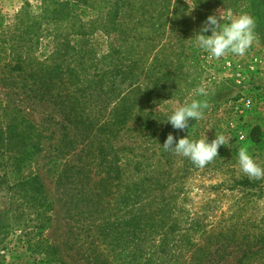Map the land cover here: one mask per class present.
Returning a JSON list of instances; mask_svg holds the SVG:
<instances>
[{
  "label": "rangeland",
  "instance_id": "374dc122",
  "mask_svg": "<svg viewBox=\"0 0 264 264\" xmlns=\"http://www.w3.org/2000/svg\"><path fill=\"white\" fill-rule=\"evenodd\" d=\"M123 1L126 5L122 13L126 14L119 15L114 29L107 18L114 0H0V120L15 117L2 110L5 104L14 105L33 124L44 127L48 135L53 131L52 138L42 140L43 150L17 168L0 155V264H92L85 257L88 251H83L87 244L79 248L76 242L77 237L85 241L84 236L90 232H79L72 219L76 218L75 211H67L55 167L48 162L54 153L52 144L62 132L60 118L55 116L52 103L26 97L25 83L12 79L7 67L19 58L24 60L25 73L35 64L42 68L47 64L54 66L60 59L55 52L64 42L69 47H88L93 57L102 62L114 51H118L124 65L138 59L139 69L135 71L152 72V81L165 73L160 84L166 80L170 86L167 96L150 103L141 93L134 95L137 117L128 121L113 141L123 153L133 151L142 161L141 167L149 165L160 182L165 179L158 173L169 171L168 186L179 189L173 194V214L182 225L193 218L264 231V179H249L237 163L238 149L245 147L264 166V72L247 71L248 63L238 64L233 55L212 59L194 47L190 39L209 15L221 10L251 15L256 39L264 42V0ZM65 2V12L69 14L59 16L57 9ZM193 7L191 14L186 15L188 8ZM79 30L84 34H78ZM260 46L259 43V51H264ZM12 74L19 75L21 71ZM138 78L143 86L149 83L144 74ZM127 81L118 90H126ZM200 85L212 90L203 119L196 122L189 118V129L183 131L166 122V132L177 140L188 132L193 139L203 138L206 133L209 141L215 138V131L225 135L228 143L202 169L169 150L165 158V138L158 137L167 114L196 98L194 89ZM243 97L252 100L248 107L241 102ZM94 99L93 106L101 104L98 98ZM89 106L92 109V100ZM149 111L153 113L150 129L156 127L157 133L149 131L145 124ZM256 128L254 137L258 141H252ZM35 175L52 204L50 218L44 224L28 200L22 199L21 182Z\"/></svg>",
  "mask_w": 264,
  "mask_h": 264
},
{
  "label": "trees",
  "instance_id": "16d2710c",
  "mask_svg": "<svg viewBox=\"0 0 264 264\" xmlns=\"http://www.w3.org/2000/svg\"><path fill=\"white\" fill-rule=\"evenodd\" d=\"M123 2L114 0L107 16L114 29L123 14L126 5ZM65 4L57 9L59 16L69 14L65 12L68 10ZM130 17L135 19L132 14ZM77 32L84 34L81 30ZM55 55L60 59L54 66L47 64L42 68L35 64L27 73L20 58L7 67L12 79L25 83L26 97L52 103L55 116L60 118L62 132L52 144L54 153L48 162L55 167L56 182L65 193L67 211H75L76 218L72 219L79 232L82 229L90 232L84 236L85 241L76 238L79 248L87 244V250L83 251H88L85 255L88 262L264 264L263 229H237L234 223L220 226L193 218L182 225L173 214V194L179 189L168 186L169 171L157 172L165 179L160 182L149 165L141 167L142 161L133 151L123 153L116 148L113 140L128 121L137 117L134 95L141 93L150 103L167 96L170 86L166 80L160 84V79L166 78L165 73L152 81V72L135 71L139 69L138 59L124 65L118 51H114L102 62L93 57L88 47H69L66 42L60 43ZM14 71L21 74L14 75ZM139 74H144L149 83L143 86L138 81ZM125 80L127 89L118 90ZM94 98L101 104L93 106ZM88 99L92 100V109ZM3 109L15 117L0 120V155L17 168L43 150L42 140L52 138L53 131L48 135L44 127L33 124L17 106L5 104ZM152 115V111L146 114L145 124L149 131L157 133L156 127L150 129ZM161 127L158 137L166 140L168 123L162 121ZM254 131L251 140L258 141L254 137L258 129ZM162 153L167 158L168 151L163 149ZM20 185L22 199L28 200L44 224L50 218L52 204L44 195L38 176ZM40 207L42 212L37 213Z\"/></svg>",
  "mask_w": 264,
  "mask_h": 264
},
{
  "label": "clouds",
  "instance_id": "9594fccd",
  "mask_svg": "<svg viewBox=\"0 0 264 264\" xmlns=\"http://www.w3.org/2000/svg\"><path fill=\"white\" fill-rule=\"evenodd\" d=\"M191 8L186 15H190ZM210 35L206 34L209 33ZM194 47L208 57L219 60L228 55L244 57L252 47L255 39V20L247 13L234 14L231 11L218 10L209 15L200 28L190 38ZM211 89L200 85L194 89L195 97L190 103L176 107L163 122H168L176 130L189 129V118L196 122L203 119L209 108ZM228 143L224 134L215 131V138L209 141L206 133L203 138H189L186 136L178 140L170 133L162 147L172 151L177 156L187 158L194 166L204 168L218 157V149ZM237 163L240 171L249 179H264V166L245 147L237 152Z\"/></svg>",
  "mask_w": 264,
  "mask_h": 264
},
{
  "label": "crops",
  "instance_id": "0c3cea01",
  "mask_svg": "<svg viewBox=\"0 0 264 264\" xmlns=\"http://www.w3.org/2000/svg\"><path fill=\"white\" fill-rule=\"evenodd\" d=\"M259 43L260 48L264 49V42H261L260 40H255L252 47L248 50L247 54L244 57H235V59L238 61V64H242L243 62H250V59L253 56H256L258 58L259 64L256 66L260 69V72H264V51H259Z\"/></svg>",
  "mask_w": 264,
  "mask_h": 264
},
{
  "label": "built area",
  "instance_id": "2783aa9c",
  "mask_svg": "<svg viewBox=\"0 0 264 264\" xmlns=\"http://www.w3.org/2000/svg\"><path fill=\"white\" fill-rule=\"evenodd\" d=\"M259 64L258 62V58L256 56H253L250 59V62H248L247 65V71L254 73V74H259L260 73V69L257 68L256 66ZM238 83H240V80H238ZM241 102L245 105V106H249L252 103V100L249 97H243L241 99Z\"/></svg>",
  "mask_w": 264,
  "mask_h": 264
}]
</instances>
